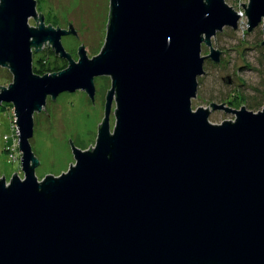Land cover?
<instances>
[{
    "label": "water",
    "instance_id": "water-1",
    "mask_svg": "<svg viewBox=\"0 0 264 264\" xmlns=\"http://www.w3.org/2000/svg\"><path fill=\"white\" fill-rule=\"evenodd\" d=\"M110 2L104 48L91 58L80 45L77 60L62 41L75 25H46L36 0H0V65L14 73L0 107L13 104L25 173L0 178V264H264V107L211 102L237 116L219 124L192 107L205 58L221 59L212 37L241 12L226 0ZM241 4L248 28H264V0ZM45 42L63 70H34ZM102 75L112 85L96 146L71 141L76 164L40 180L35 111L65 91L94 100Z\"/></svg>",
    "mask_w": 264,
    "mask_h": 264
},
{
    "label": "rangeland",
    "instance_id": "rangeland-1",
    "mask_svg": "<svg viewBox=\"0 0 264 264\" xmlns=\"http://www.w3.org/2000/svg\"><path fill=\"white\" fill-rule=\"evenodd\" d=\"M36 1L38 14L45 15L46 25L62 28H69V22L75 25L77 34L63 35L62 39L72 57L79 60L80 45L87 47L91 58L102 51L111 16V0ZM249 1L226 0L242 14L239 26L237 29L226 26L212 37V46L222 51L221 59L214 62L210 57L205 58V73L199 76L198 92L192 100L194 110L198 106L210 107V121L216 124L234 120L237 116L225 109H213L211 102H225L237 109L245 105L255 112L264 107V28L263 22L254 29L248 28L249 18L241 2L246 4ZM29 24L38 26L40 18L30 17ZM41 48L40 53H34V63L37 54L53 60L55 49L51 43L45 42ZM210 51L211 46L205 42L202 54L208 55ZM13 79V71L0 65V89L10 86ZM95 84L97 93L94 100L85 90L65 91L55 98L49 96L44 108L35 111L31 146L40 160L36 167L40 180L45 179L47 174L58 176L76 164L73 144L82 149L96 146L99 126L105 118L106 97L111 89L112 78L110 75L97 76ZM230 99L237 106L229 104ZM116 108L117 103L114 101L110 116L111 130L117 122ZM15 119L13 106L0 107V178L5 176L8 182L15 173L21 178L25 176Z\"/></svg>",
    "mask_w": 264,
    "mask_h": 264
},
{
    "label": "trees",
    "instance_id": "trees-1",
    "mask_svg": "<svg viewBox=\"0 0 264 264\" xmlns=\"http://www.w3.org/2000/svg\"><path fill=\"white\" fill-rule=\"evenodd\" d=\"M40 53V52H36ZM53 54L55 57H53V60L44 55L37 54L36 55V62L34 63V70L40 74L47 73V72H54V71H61L66 66H68V60L66 58H61L57 53H55V50H53ZM229 104L236 105L234 100L230 99ZM9 106H13V104L5 103L2 105V108H7Z\"/></svg>",
    "mask_w": 264,
    "mask_h": 264
}]
</instances>
